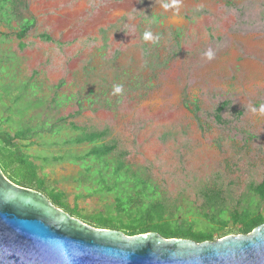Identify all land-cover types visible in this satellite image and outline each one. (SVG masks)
I'll return each instance as SVG.
<instances>
[{"label": "rangeland", "instance_id": "374dc122", "mask_svg": "<svg viewBox=\"0 0 264 264\" xmlns=\"http://www.w3.org/2000/svg\"><path fill=\"white\" fill-rule=\"evenodd\" d=\"M19 128L35 133L17 147L70 209L79 197L80 217L99 223L131 195L133 179L104 190L120 162L207 230L202 214L255 204L264 178V0H0V131ZM100 147L112 151L81 160Z\"/></svg>", "mask_w": 264, "mask_h": 264}, {"label": "water", "instance_id": "95a60500", "mask_svg": "<svg viewBox=\"0 0 264 264\" xmlns=\"http://www.w3.org/2000/svg\"><path fill=\"white\" fill-rule=\"evenodd\" d=\"M0 264H264V225L196 244L88 227L0 171Z\"/></svg>", "mask_w": 264, "mask_h": 264}, {"label": "trees", "instance_id": "16d2710c", "mask_svg": "<svg viewBox=\"0 0 264 264\" xmlns=\"http://www.w3.org/2000/svg\"><path fill=\"white\" fill-rule=\"evenodd\" d=\"M33 26V20L23 21L15 35L16 38L21 41ZM40 39L51 42V39L44 35H41ZM18 47L22 48L23 46L19 44ZM184 106L188 108V105L185 104ZM191 106L193 107V115L196 119L195 113L198 111V107L194 104ZM224 107L225 105L222 104L214 112V119L218 124L222 123L220 115ZM71 128L74 129L75 127L72 126ZM34 133L28 128H19L12 135L0 131L1 173L5 174V178L15 186L42 194L55 208L60 209L70 217L79 219L80 221H87L88 223L86 224L92 228L117 231L126 237L155 233L163 239H183L200 244L215 242L229 234L245 236L250 234L254 229L264 225V178L259 184L249 186L252 196L257 199L255 204L252 203L254 207L251 204V206L245 205L240 209H233L231 211L218 210L217 213L211 215L209 213L202 214L201 216L205 220L204 226H208L209 228L205 231H195L196 228L192 224H195L196 221L188 219L189 215L195 219L194 213L177 214L178 210L175 213L168 210L164 203L154 198L152 186L142 180L139 174L131 172L128 167L120 162L114 166L111 176V179L118 184H113L112 189L106 187L104 190L110 193L112 190H116L121 183H127V179H133L135 182L132 184L134 189L130 191L131 195L126 199L116 196L114 198L113 209L108 213L109 215L106 218L101 217L98 220L99 223L94 222L95 220L90 221L82 218L76 214V202L79 197L74 199V208L70 209L62 193L45 187L44 181L38 175L39 170L33 160H31V157L22 153L17 147L15 142H27ZM102 136V133L84 134L78 138L75 144H93L95 141L101 139ZM111 151L112 148L107 147L93 148L81 160L84 161L89 158L102 160ZM60 160L58 158L55 161ZM106 169L107 167L104 168V170ZM216 195V193H212L208 200L216 199ZM196 227L198 226L196 225Z\"/></svg>", "mask_w": 264, "mask_h": 264}, {"label": "clouds", "instance_id": "9594fccd", "mask_svg": "<svg viewBox=\"0 0 264 264\" xmlns=\"http://www.w3.org/2000/svg\"><path fill=\"white\" fill-rule=\"evenodd\" d=\"M151 36V33H146L145 34V38L147 39V38H149ZM205 55L209 58V59H211L212 58V56H213V53L211 52V51H208V52H206L205 53ZM123 91V86L122 85H116L115 87H114V92L115 93H121Z\"/></svg>", "mask_w": 264, "mask_h": 264}]
</instances>
